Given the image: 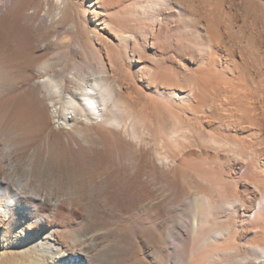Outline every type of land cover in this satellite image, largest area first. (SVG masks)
<instances>
[{
  "label": "bare ground",
  "instance_id": "obj_1",
  "mask_svg": "<svg viewBox=\"0 0 264 264\" xmlns=\"http://www.w3.org/2000/svg\"><path fill=\"white\" fill-rule=\"evenodd\" d=\"M30 149L0 250L264 264V0H0V165Z\"/></svg>",
  "mask_w": 264,
  "mask_h": 264
},
{
  "label": "rangeland",
  "instance_id": "obj_2",
  "mask_svg": "<svg viewBox=\"0 0 264 264\" xmlns=\"http://www.w3.org/2000/svg\"><path fill=\"white\" fill-rule=\"evenodd\" d=\"M33 155H34V149H30L29 152L27 153V155L25 156L26 158L24 157L21 160L17 159L14 162L13 161L12 162L5 161L2 163V166L0 165V167H2L4 169L8 183H10L9 190L5 191L6 192L5 198L6 199L11 200L13 194L17 193V191L20 192L21 195H24V196L25 195L29 196V197L33 196L32 190H31L29 183H28L30 175L32 174V172H31L32 170H30L31 169L30 167H32V164H30V163H32L31 161H33L32 160ZM27 156L28 157L30 156V158H27ZM28 164H29V166H28ZM1 176H3V175H1V173H0V180H1ZM41 177H43V176H41ZM0 186H1V184H0ZM25 186H27V187H25ZM2 194H3V187L1 186L0 187V205L2 204L1 203V200L3 198ZM26 205L28 206L29 211L31 210V208L34 207L33 206L34 204L31 202H27ZM112 228H114V226H111V229ZM61 236H63V235H60L59 238H61ZM62 238L65 239L66 237L63 236ZM65 240L67 241V239H65ZM70 242H71V240L69 241V243ZM22 246H24V245H19V248H17V249H7L6 248L5 250H0V264H25V261L28 262L26 264H31V262L27 258L22 259V255L17 254V252H14V250L18 251V250L22 249ZM10 251L12 254L10 253ZM127 252L118 254V253H116V247H114L108 240L99 239L97 241L96 246L94 247V249L89 254L90 261L88 263H85V264H132V263L133 264H154L152 261V258H151L152 253H154V252L155 253L159 252L160 258H162L164 260V263L169 264L168 256L173 253L172 248H168V249H165L162 252H160L159 246H156V245L155 246L154 245L149 246V248L146 251L145 250L144 251L133 250L131 252V254H129V255L127 254ZM2 253L4 254V256ZM148 253H150L151 255L147 256ZM9 254H11V255L9 256ZM16 255H19V256H16ZM21 259L24 261H22ZM117 260H119L120 262H117Z\"/></svg>",
  "mask_w": 264,
  "mask_h": 264
}]
</instances>
